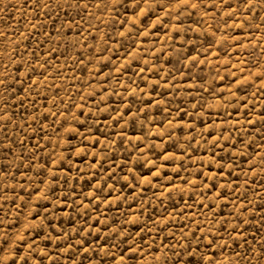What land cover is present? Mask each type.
<instances>
[{
  "label": "rangeland",
  "instance_id": "1",
  "mask_svg": "<svg viewBox=\"0 0 264 264\" xmlns=\"http://www.w3.org/2000/svg\"><path fill=\"white\" fill-rule=\"evenodd\" d=\"M0 264H264V0H0Z\"/></svg>",
  "mask_w": 264,
  "mask_h": 264
}]
</instances>
